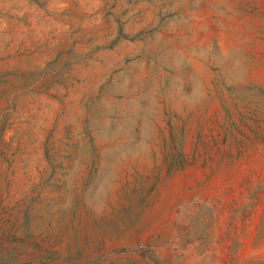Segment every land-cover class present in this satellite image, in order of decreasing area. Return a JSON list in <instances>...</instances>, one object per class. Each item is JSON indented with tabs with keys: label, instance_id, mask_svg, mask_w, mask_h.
Instances as JSON below:
<instances>
[{
	"label": "rangeland",
	"instance_id": "374dc122",
	"mask_svg": "<svg viewBox=\"0 0 264 264\" xmlns=\"http://www.w3.org/2000/svg\"><path fill=\"white\" fill-rule=\"evenodd\" d=\"M0 264H264V0H0Z\"/></svg>",
	"mask_w": 264,
	"mask_h": 264
},
{
	"label": "trees",
	"instance_id": "16d2710c",
	"mask_svg": "<svg viewBox=\"0 0 264 264\" xmlns=\"http://www.w3.org/2000/svg\"><path fill=\"white\" fill-rule=\"evenodd\" d=\"M168 135L161 134L162 154L172 159L170 167L183 168L191 161L202 159L204 163L214 161L217 155L222 157L227 155L226 140L225 143L219 144L217 141L198 140L192 146L191 154L186 153L185 133L186 128L181 127L180 136L175 135V129L168 127ZM226 135V133H225ZM227 137V135H226Z\"/></svg>",
	"mask_w": 264,
	"mask_h": 264
}]
</instances>
